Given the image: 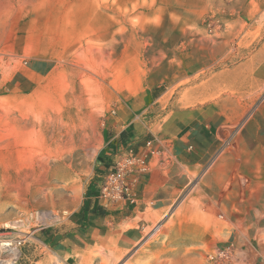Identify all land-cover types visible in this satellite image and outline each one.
Instances as JSON below:
<instances>
[{
	"label": "rangeland",
	"instance_id": "rangeland-1",
	"mask_svg": "<svg viewBox=\"0 0 264 264\" xmlns=\"http://www.w3.org/2000/svg\"><path fill=\"white\" fill-rule=\"evenodd\" d=\"M191 109L223 119L214 159L234 168L218 200L199 173L132 250L72 264H242L231 198L264 247V0H0V227L25 237L16 264H67L46 240L73 228L108 147L136 134L170 158L158 135Z\"/></svg>",
	"mask_w": 264,
	"mask_h": 264
},
{
	"label": "crops",
	"instance_id": "crops-1",
	"mask_svg": "<svg viewBox=\"0 0 264 264\" xmlns=\"http://www.w3.org/2000/svg\"><path fill=\"white\" fill-rule=\"evenodd\" d=\"M175 120L177 122L170 124L172 130L169 135L164 132L158 135L160 140L171 142L168 148L171 157L163 156V144H160V150H155L153 155L148 156L150 170L141 173L139 177L135 204L125 201L116 207H104L98 199V176L108 168L111 157L121 147L130 144L136 134L124 139L122 144L116 141L108 147L107 158L97 166V178L90 183L75 212L73 228L70 232H60L59 236H51L46 240L47 245L65 263L72 264L73 258L77 262L76 255L88 249L132 250L144 239L148 218L155 213L164 212L199 173L202 174L197 184L203 181L207 190L218 200L221 186L234 168L230 161H221L218 157L214 159L220 149L218 137L223 119H204L200 111L191 109L177 114ZM125 131V134L130 135L134 130L128 127ZM156 153L160 156L159 162H155ZM223 203L228 208L227 217L235 233L231 242L239 250L240 262L264 264L263 245L246 235L254 231L253 224L249 222L255 210L249 201L240 204L235 198H231ZM241 220L245 222L240 224ZM194 228L197 229L195 226H187L181 233H191ZM241 233L244 236H240ZM240 243L244 245L240 246Z\"/></svg>",
	"mask_w": 264,
	"mask_h": 264
},
{
	"label": "built area",
	"instance_id": "built-area-1",
	"mask_svg": "<svg viewBox=\"0 0 264 264\" xmlns=\"http://www.w3.org/2000/svg\"><path fill=\"white\" fill-rule=\"evenodd\" d=\"M153 153L149 141L144 150L128 143L111 157L110 165L98 176L97 183L98 199L104 207H116L125 201L136 203V184L141 173L150 170L148 156ZM3 228L0 227V264H16L25 237L7 235ZM212 257L224 259L228 254L226 250H219Z\"/></svg>",
	"mask_w": 264,
	"mask_h": 264
},
{
	"label": "bare ground",
	"instance_id": "bare-ground-1",
	"mask_svg": "<svg viewBox=\"0 0 264 264\" xmlns=\"http://www.w3.org/2000/svg\"><path fill=\"white\" fill-rule=\"evenodd\" d=\"M18 255H19V254H18ZM18 255H17V256H18Z\"/></svg>",
	"mask_w": 264,
	"mask_h": 264
}]
</instances>
